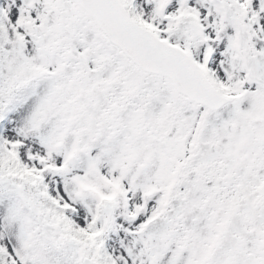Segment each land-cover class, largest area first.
<instances>
[{
	"label": "snow or ice",
	"instance_id": "obj_1",
	"mask_svg": "<svg viewBox=\"0 0 264 264\" xmlns=\"http://www.w3.org/2000/svg\"><path fill=\"white\" fill-rule=\"evenodd\" d=\"M0 264H264V0H0Z\"/></svg>",
	"mask_w": 264,
	"mask_h": 264
}]
</instances>
